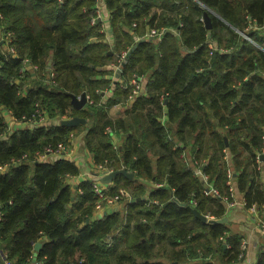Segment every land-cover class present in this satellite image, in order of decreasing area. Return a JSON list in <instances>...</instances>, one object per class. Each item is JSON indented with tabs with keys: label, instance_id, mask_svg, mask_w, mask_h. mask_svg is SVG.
<instances>
[{
	"label": "trees",
	"instance_id": "obj_1",
	"mask_svg": "<svg viewBox=\"0 0 264 264\" xmlns=\"http://www.w3.org/2000/svg\"><path fill=\"white\" fill-rule=\"evenodd\" d=\"M98 1L0 0L14 49L0 40V252L30 264L40 242L35 264L238 262L242 239L229 233L222 197L230 168L235 191L264 214V0H100L105 31L91 22ZM148 29L162 30L158 42L136 38ZM122 51L118 79L104 78ZM133 73L146 75L145 92L128 102L119 80ZM83 92L93 102L79 109L70 95ZM115 105L122 117L109 115ZM3 110L24 127L8 129ZM73 116L86 121L60 125ZM71 132L93 164L132 172L106 193L135 200L96 216L93 177L72 185L75 160L37 158L49 144L69 146ZM195 167L219 195L205 194ZM250 264H264V243Z\"/></svg>",
	"mask_w": 264,
	"mask_h": 264
},
{
	"label": "built area",
	"instance_id": "obj_2",
	"mask_svg": "<svg viewBox=\"0 0 264 264\" xmlns=\"http://www.w3.org/2000/svg\"><path fill=\"white\" fill-rule=\"evenodd\" d=\"M58 1H63V0H58ZM102 6H101V1L99 0L96 5H95V13L93 15V17L91 18V22L95 23L97 21H102ZM101 31H105L106 30V25L105 23L102 21V25H101ZM3 35V34H2ZM162 35V30H154L151 29L149 31H147L145 34H143L140 37H137V39H146V40H152L153 42H158L161 38ZM4 38L5 40L8 42H10L11 40V33L7 32L4 34ZM211 46V45H210ZM9 52H14L12 47L8 48ZM127 52L126 51H122L121 54L119 56L116 57V60L114 62L111 63L110 66H112V68L116 69L117 71L120 70L121 72V67H122V62L124 61V58L126 56ZM23 67L24 68H28L31 70H34L36 68V66L34 64H32L30 62V60L28 58H24L23 59ZM24 68H22L20 71L23 73L25 70ZM147 80V77L145 74H137V73H133L131 75V77L128 80L125 81H120V86L122 88H129L130 92L128 95V102H132L137 96L143 94L145 92V82ZM97 93H102V94H109V92L106 90L101 91L100 89H96ZM80 96H77V98H79ZM86 97V102L88 103H92L93 100L89 97L88 94H85ZM39 117V121L43 122L45 121V118L41 115L38 114ZM13 121H16L13 118ZM8 129L9 126H8ZM106 132H108L109 134H111V136L113 137L112 142H113V147H116V138H115V133L111 131L110 126L106 127ZM70 139L72 140L74 137V134L71 132L69 134ZM70 140V142H71ZM54 154H59L62 155L63 157H68L70 158L71 156V152L69 150V146H67V144H64L63 142H58L55 145H47L43 148V151L40 153H37V158L40 160H45L47 159L48 156L54 155ZM260 154H264V145L263 148L261 150V152L258 154L257 156V163L260 162ZM94 168L96 169V173H94V175H92L93 177V181H92V189L93 192L95 193V195L97 196V202H96V210L97 212L99 211H104L106 210V208H110L113 205H121V201L122 199H126V200H131V195L130 193L123 189L120 188L119 191L114 194V195H108L106 193L107 190V185L102 183L101 181H99V177L108 174L109 172L113 171L109 168H107V166L105 164H93ZM5 166H1L0 168L2 169ZM195 174L202 180L203 184L205 185L204 187V192L205 194H210L213 196H217L219 195V191L217 188H215L212 183L209 180V175L206 174L205 172H203L199 167H195L194 169ZM231 169L228 168L227 169V182L229 183V195H224L223 201L226 204V208H230V207H235V206H241L243 208H246L247 210H249L250 212H257L256 206L254 204L247 206L243 196L241 198H236L235 196V188L233 185V177L231 174ZM161 184H156V186H160ZM78 191H80L78 189ZM152 202H155L154 200H151ZM100 214H102V212H100ZM207 220L208 219H214V216L210 213L205 214ZM258 227L259 230L261 232V234L264 237V214L259 218L258 221ZM243 252H244V244L243 242L241 243V254H240V258L243 256ZM0 264H15L12 260L7 259L6 256L4 254H2L0 252Z\"/></svg>",
	"mask_w": 264,
	"mask_h": 264
},
{
	"label": "crops",
	"instance_id": "obj_3",
	"mask_svg": "<svg viewBox=\"0 0 264 264\" xmlns=\"http://www.w3.org/2000/svg\"><path fill=\"white\" fill-rule=\"evenodd\" d=\"M101 6H102V14H103L102 21L106 23V29H107L108 28L107 27L108 12L103 4H101ZM147 31H149V29ZM2 34H3V27L0 26V40L1 39L4 40V45L6 46V49L8 50V48L11 46L8 45L9 42L7 43V41L4 38L5 33L3 35ZM10 53H13V52H10ZM111 63H109V65L106 66V69L108 72L105 74V76L103 75V77L109 78L110 80L115 81L118 79V77L116 76L117 70L112 68V66H110ZM99 76L100 75H98L97 77ZM122 110L123 109L119 105L111 106L109 108V115L111 117H118V118L122 117V112H123ZM2 114H3V117L7 120V124L10 129L14 127H24L25 124L23 122L20 123V122L13 121V118L11 117L12 115L10 114L9 111L3 110ZM29 124L32 126L31 121ZM73 134H74V137L71 140L70 145H69V150L71 152L70 159L75 160V162L80 168V172L77 176L71 177L68 180V182L72 185H77L82 181V179H85L86 176L92 177V175L96 173V169L93 166V162L91 161L90 154L87 152V150L84 147L81 134L80 133L79 134L73 133ZM59 157H63V156L59 154H54V155L48 156L47 159L51 160V159H56ZM261 162L263 163L264 160H260L259 164ZM262 179L264 180V171L262 172ZM111 183L112 181L109 183H104V184L109 185ZM235 196L236 198H241L242 194L240 192H235ZM119 207L120 205H116V206L113 205L110 208H106V210L113 211V210L118 209ZM100 215L102 214H100L99 212H96V216H100ZM260 217L261 215L258 212L256 213L250 212L249 210L241 206L226 208L224 221L228 226L229 233L239 236L242 239L243 244H244L243 256L240 258L238 262H235L233 264H250L255 261L256 254H257V248L261 246V244L264 243V237L261 234L259 227H258V223H259L258 221ZM216 264H222V263L218 259H216Z\"/></svg>",
	"mask_w": 264,
	"mask_h": 264
},
{
	"label": "water",
	"instance_id": "obj_4",
	"mask_svg": "<svg viewBox=\"0 0 264 264\" xmlns=\"http://www.w3.org/2000/svg\"><path fill=\"white\" fill-rule=\"evenodd\" d=\"M195 3L197 4L198 2L195 1ZM203 22H204L206 28H210V18H209V15L207 14L206 11L203 13ZM116 74H117L116 76L119 77L120 70H118ZM70 97H71V103L76 108L80 109L86 103V97H85V93L84 92L80 95L79 98H77L74 95H70ZM85 121L86 120L83 117L73 116V117H70V118L61 119L59 121V123H60V125H63V126L74 127V126H77L79 123H84ZM259 158H260V160H264V154H260ZM118 174H123V175H125L127 177H132V175H133L132 172H129V171H127L124 168H121V169H118V170L111 171L108 174L99 177V181H101L102 183H109ZM133 200H135V198L131 199V201H133ZM181 205H184V204H181ZM189 208L191 209V211L193 212L195 217H197L198 219H200L203 222L207 221L206 216L204 214L200 213L194 206H189ZM224 219L225 218H223V220ZM40 247H41V243L40 242L35 243L34 251H33V255H32V259H31L30 264H35L36 255H37V252L40 250Z\"/></svg>",
	"mask_w": 264,
	"mask_h": 264
},
{
	"label": "rangeland",
	"instance_id": "obj_5",
	"mask_svg": "<svg viewBox=\"0 0 264 264\" xmlns=\"http://www.w3.org/2000/svg\"><path fill=\"white\" fill-rule=\"evenodd\" d=\"M123 200H125V199H122V201H123ZM96 212H97V210H96ZM100 212H103V211H99V213H100ZM242 242H243V241H242Z\"/></svg>",
	"mask_w": 264,
	"mask_h": 264
}]
</instances>
